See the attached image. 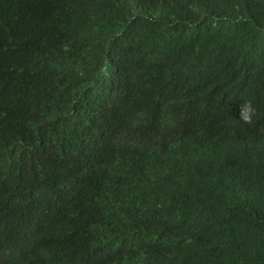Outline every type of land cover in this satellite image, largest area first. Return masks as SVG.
<instances>
[{
    "label": "trees",
    "instance_id": "1",
    "mask_svg": "<svg viewBox=\"0 0 264 264\" xmlns=\"http://www.w3.org/2000/svg\"><path fill=\"white\" fill-rule=\"evenodd\" d=\"M213 111L240 128L211 157ZM263 115L264 0H0V264H90L126 221L264 264Z\"/></svg>",
    "mask_w": 264,
    "mask_h": 264
},
{
    "label": "clouds",
    "instance_id": "2",
    "mask_svg": "<svg viewBox=\"0 0 264 264\" xmlns=\"http://www.w3.org/2000/svg\"><path fill=\"white\" fill-rule=\"evenodd\" d=\"M240 77L238 76V78ZM254 111L251 102H245L241 107L242 119L245 122H251ZM226 116L223 118L221 114L213 111L211 113L208 112L199 122L196 121L198 128L196 135L199 138L200 144L205 146L206 149L223 148L230 150L236 145L237 128H240V126L236 125L237 119L231 121V123L226 122L225 120H228ZM256 119L257 145L262 151L264 150V115L257 116ZM135 151L136 149L134 148L126 150L128 154L132 155H134ZM207 151L213 157L214 153L209 149ZM107 176H102L96 182L99 185L100 195H106L112 189L111 181ZM116 205L121 208L120 204ZM122 227L123 229L117 228L115 233L112 234L113 243L117 248H110L100 252V256L98 254L97 259L91 261L90 264H178L173 260H162L163 248H161V236H149L150 227L139 229L133 226L130 221L123 222ZM119 248L122 249L120 253L117 252Z\"/></svg>",
    "mask_w": 264,
    "mask_h": 264
}]
</instances>
